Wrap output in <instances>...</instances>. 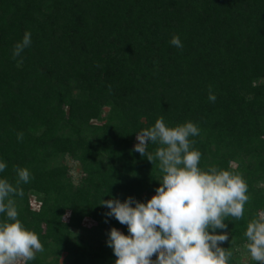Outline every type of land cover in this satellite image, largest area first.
<instances>
[{
    "label": "trees",
    "instance_id": "16d2710c",
    "mask_svg": "<svg viewBox=\"0 0 264 264\" xmlns=\"http://www.w3.org/2000/svg\"><path fill=\"white\" fill-rule=\"evenodd\" d=\"M26 32L31 45L14 59ZM159 118L193 122L199 167L247 183L243 218L216 230L229 235V264H243L236 249L264 211V0H0V179L17 186L16 169L29 170L23 197L10 198L44 247L27 264H115L108 234L128 228L100 203L156 194L159 162L133 149Z\"/></svg>",
    "mask_w": 264,
    "mask_h": 264
},
{
    "label": "clouds",
    "instance_id": "9594fccd",
    "mask_svg": "<svg viewBox=\"0 0 264 264\" xmlns=\"http://www.w3.org/2000/svg\"><path fill=\"white\" fill-rule=\"evenodd\" d=\"M170 43L183 47L178 36H173ZM30 45L31 34L26 32L14 46L13 58ZM208 99L216 101L211 90ZM197 135L199 129L193 122L168 127L163 118L136 133L138 143L133 151L153 165L158 161L162 176L156 194L146 203L134 197L100 203L110 209L107 217L128 228V235L116 228L108 234L107 246L117 257L115 264H229L232 252L220 246L229 235L217 234L216 230L227 229L228 217L243 218L244 205L249 201L248 186L239 174L228 170H202L201 153L192 148L195 142L189 139ZM22 139L23 133H17V140ZM149 142L158 145L154 153L147 151ZM5 169L6 164L0 162V172ZM16 171L17 186L0 179V214H6L0 222V264H27L44 251L38 235L17 218L15 201L10 197H23L19 185L30 181V172L26 168ZM244 235V247L251 259L264 264V211L248 222Z\"/></svg>",
    "mask_w": 264,
    "mask_h": 264
},
{
    "label": "rangeland",
    "instance_id": "374dc122",
    "mask_svg": "<svg viewBox=\"0 0 264 264\" xmlns=\"http://www.w3.org/2000/svg\"><path fill=\"white\" fill-rule=\"evenodd\" d=\"M108 110V109H106ZM138 143L137 139H136V144ZM66 163L69 165L70 169H71V176L73 177V180L78 183L79 179H80V175H81V167L80 164L70 158L66 159ZM237 165V163L235 164V166ZM264 186V185H263ZM41 206V202L36 198V197H31V208L34 210H39ZM87 228H91L93 226H96V222L93 220H86L85 224H84ZM96 237L100 236L101 234H92ZM237 253H238V257L240 262H242L243 264H248L249 261L251 260L250 254L247 252V250L245 249V247L243 246H239L237 249ZM64 259V255L61 257V261ZM156 259V256L153 257V260Z\"/></svg>",
    "mask_w": 264,
    "mask_h": 264
}]
</instances>
